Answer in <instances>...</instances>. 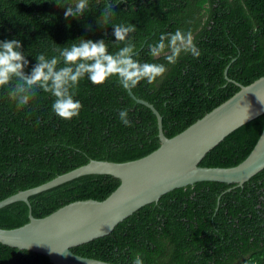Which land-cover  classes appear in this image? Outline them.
<instances>
[{
    "label": "trees",
    "instance_id": "trees-1",
    "mask_svg": "<svg viewBox=\"0 0 264 264\" xmlns=\"http://www.w3.org/2000/svg\"><path fill=\"white\" fill-rule=\"evenodd\" d=\"M73 0H0V40L17 39L30 74L36 57L59 55L57 48L79 40L104 39L116 52L114 27L103 26L101 10L115 11L110 23H133L130 34L141 62L165 63L170 54H149L164 32L191 30L199 58L182 53L162 78L131 88L152 102L172 136L264 74V0H89L77 17H65ZM61 4V5H60ZM101 23V24H99ZM62 67L61 63L58 65ZM227 75L232 80L225 77ZM0 87V199L41 184L91 158L124 161L159 144L152 109L133 98L118 77L103 84L80 81L78 117L60 118L55 97L38 91L17 110ZM126 109L131 126L119 119ZM264 127V112L228 133L201 159L206 166H230L251 151ZM120 179L107 173L83 174L29 196L34 216H44L75 199H103ZM29 206L17 200L0 207V226L28 221ZM81 255L121 264H264V168L242 185L200 180L176 187L139 207L113 230L71 248ZM0 264H53L46 254L0 242Z\"/></svg>",
    "mask_w": 264,
    "mask_h": 264
},
{
    "label": "water",
    "instance_id": "water-1",
    "mask_svg": "<svg viewBox=\"0 0 264 264\" xmlns=\"http://www.w3.org/2000/svg\"><path fill=\"white\" fill-rule=\"evenodd\" d=\"M225 77L232 80L227 75ZM239 89L181 131L167 136L162 116L149 100L136 101L150 107L157 118L160 144L135 159L115 161L91 158L88 162L53 178L21 189L0 199V207L17 200L29 206L28 221L16 227L0 226V242L46 254L53 264H121L81 255L71 248L110 233L116 224L165 192L200 180L242 185L264 168V127L251 151L230 166H206L200 161L228 133L264 112V74ZM107 173L120 179L105 198H83L67 202L52 212L36 217L29 196L83 174Z\"/></svg>",
    "mask_w": 264,
    "mask_h": 264
},
{
    "label": "clouds",
    "instance_id": "clouds-1",
    "mask_svg": "<svg viewBox=\"0 0 264 264\" xmlns=\"http://www.w3.org/2000/svg\"><path fill=\"white\" fill-rule=\"evenodd\" d=\"M113 4H106L101 10L104 23L99 24H111L115 41L123 42V46L114 53L109 51V44L104 39L93 41L82 37L79 43L55 49L59 55L50 58L44 54L35 56L36 65L30 74H25L28 60L20 50L21 42L17 39L0 40V87L9 86L8 99L17 110L28 106L37 92L43 91L55 97L51 105L54 113L62 119L71 120L79 116L83 107L76 95L80 81L84 78L92 84L100 85L112 77H118L123 88L131 89L143 80L152 83L162 78L168 70L167 65L175 64L182 53H190L195 58L201 55L191 30L177 29L175 32L161 33L158 41L148 44L152 57L169 50L170 54L165 57L167 64L141 62L137 46L130 37L136 31V25L110 23L115 12ZM61 6H66V18L77 17L88 9L89 0H73ZM61 63L63 66L59 67ZM119 119L125 126H131L126 109L119 112ZM134 264H143V261L137 256Z\"/></svg>",
    "mask_w": 264,
    "mask_h": 264
}]
</instances>
